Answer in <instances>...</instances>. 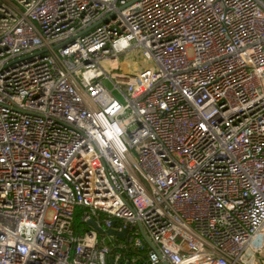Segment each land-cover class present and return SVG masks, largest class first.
<instances>
[{
	"label": "built area",
	"instance_id": "2783aa9c",
	"mask_svg": "<svg viewBox=\"0 0 264 264\" xmlns=\"http://www.w3.org/2000/svg\"><path fill=\"white\" fill-rule=\"evenodd\" d=\"M164 263L264 264V0H0V264Z\"/></svg>",
	"mask_w": 264,
	"mask_h": 264
},
{
	"label": "water",
	"instance_id": "95a60500",
	"mask_svg": "<svg viewBox=\"0 0 264 264\" xmlns=\"http://www.w3.org/2000/svg\"><path fill=\"white\" fill-rule=\"evenodd\" d=\"M86 223H87L88 225L92 226V227L96 230L97 233H106V234H108V235H114V236H120V237L124 236V234H125L124 231H123V232H115L113 229L103 230V229L98 225V223H95L94 220H92V219H88V220L86 221ZM141 233H142V232H141ZM142 235H143L144 240H146V242H147L151 247H154V245L151 243V241H150L149 239H147V237H146L143 233H142ZM164 264H166V263H164Z\"/></svg>",
	"mask_w": 264,
	"mask_h": 264
},
{
	"label": "rangeland",
	"instance_id": "374dc122",
	"mask_svg": "<svg viewBox=\"0 0 264 264\" xmlns=\"http://www.w3.org/2000/svg\"><path fill=\"white\" fill-rule=\"evenodd\" d=\"M118 59H119L120 62L123 60L122 57H119ZM128 59H130V60H132V61H135V60L141 61V60H142V58H140L139 55H138V57L136 58V54H135V52H134L133 50L130 51V55H129V58H128ZM105 84H106V86H107L109 89H111V86H110L107 82H105ZM113 93H114L116 96H118L120 99H122V97H120V96L116 93V91L113 90ZM104 240L106 241V238H105Z\"/></svg>",
	"mask_w": 264,
	"mask_h": 264
}]
</instances>
